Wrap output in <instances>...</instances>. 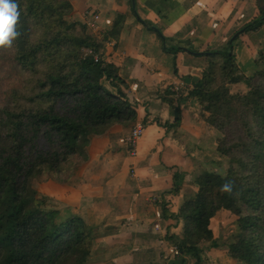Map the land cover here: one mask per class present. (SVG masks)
I'll list each match as a JSON object with an SVG mask.
<instances>
[{"label":"trees","instance_id":"obj_1","mask_svg":"<svg viewBox=\"0 0 264 264\" xmlns=\"http://www.w3.org/2000/svg\"><path fill=\"white\" fill-rule=\"evenodd\" d=\"M242 1L252 3L256 16L232 41L264 26V0ZM16 2L19 35L11 49H0V264H89L97 240L86 220L61 218L56 202L38 197L33 184L71 183L75 168L88 161L93 134L137 120V104L123 93L126 82L112 57L127 16L116 13L110 30L97 34L69 20L72 0ZM199 55L207 67L190 96L219 133L217 151L230 167L226 175L197 177L195 194L171 215L183 222V232L169 241L180 255L202 264L199 247L214 245L219 234L214 219L232 217L236 234L228 258L264 264V59L262 69L245 78L233 43L206 47ZM241 81L249 91L233 93L231 85ZM40 138L49 151L39 149ZM226 181L233 182L231 194L220 190Z\"/></svg>","mask_w":264,"mask_h":264},{"label":"crops","instance_id":"obj_2","mask_svg":"<svg viewBox=\"0 0 264 264\" xmlns=\"http://www.w3.org/2000/svg\"><path fill=\"white\" fill-rule=\"evenodd\" d=\"M72 3L69 20L86 23L98 13L101 33L110 30L116 13L127 16L112 57L126 82L123 93L137 104L138 117L90 137L88 161L75 168L73 186L78 188H71L74 213L69 208L68 215L84 213L89 218L97 240L89 264H181L193 256L180 255L169 241L181 235L184 227L171 215H177L181 203L195 194L200 174L225 175L227 170L225 158L217 152L220 135L203 120L199 100L190 96L207 67L206 58L199 54L206 47H227L252 22L255 10L248 2L236 0ZM233 53L245 78L260 70L264 26L233 41ZM231 89L241 94L249 90L244 81ZM136 123L144 124L146 132L137 156L132 157L126 140ZM205 248L207 244L199 247ZM216 250H205L202 264H218Z\"/></svg>","mask_w":264,"mask_h":264},{"label":"rangeland","instance_id":"obj_3","mask_svg":"<svg viewBox=\"0 0 264 264\" xmlns=\"http://www.w3.org/2000/svg\"><path fill=\"white\" fill-rule=\"evenodd\" d=\"M230 1H232V0H230ZM236 1L242 2V0H236ZM248 4L252 5L251 2H248ZM96 15L98 16V20H97L98 24L95 23L94 26L88 25V28L90 30H92L94 33L98 34V33H101V30H102L101 25H100L101 16H100V14H96ZM92 18L93 17L87 18L86 23L91 21ZM262 59H264V58H261L258 61L259 64L261 63L260 70L263 67L262 61H261ZM260 70H258V71H260ZM257 72H255L254 74H256ZM231 91L233 92L232 89H231ZM233 93H235V92H233ZM38 147L40 150H42L44 152L49 151L51 148L49 143L44 138L39 139ZM225 163L227 165V170H226V174H227L229 167H230V162L226 157H225ZM223 170L225 171V168ZM74 177H75V175L71 179V183H63V182H58L55 180H51L49 182H45V183L43 182L42 183V182L35 180L34 184H33L34 188L36 189V191L38 193V197H42V199H44L45 201H52V202L55 201L57 204L56 207L61 208L63 211H65L66 214H64V215L61 211V216H62L61 218L64 217V220H66V218L69 217V215H68V213H69L68 209L69 208H70L71 212L74 213L73 208H72L73 206H71V198H70L71 188H74V189L78 188L77 185L73 186ZM78 211H81V209H79ZM78 215H81L86 220L88 230L91 233V235H93L92 231L89 227L90 225L88 222V219H89L88 216L84 215V213L78 214ZM72 216H74V214ZM233 221H234V219L232 217L226 218V216L217 217L213 221V227L215 228V230L219 234L217 235V239L215 240L214 245L212 243L208 244V248H205L204 251L205 250L208 251L209 249H211V248L213 249L215 247V249H217L216 251H218L219 252L218 254L220 255V260H218L219 261L218 264H228L229 261H233L232 259L228 258L227 254L225 253L228 245L234 241L233 237L236 234V231L233 227ZM199 253L201 254V252H199ZM179 258H180V256H179ZM186 261H187L186 264H195L194 257H191V258L188 257V258H186ZM240 264H242V263H240Z\"/></svg>","mask_w":264,"mask_h":264},{"label":"clouds","instance_id":"obj_4","mask_svg":"<svg viewBox=\"0 0 264 264\" xmlns=\"http://www.w3.org/2000/svg\"><path fill=\"white\" fill-rule=\"evenodd\" d=\"M19 5L16 0H0V49H11L18 37L16 25L19 20ZM221 192L231 194L233 182L226 181L221 185Z\"/></svg>","mask_w":264,"mask_h":264},{"label":"built area","instance_id":"obj_5","mask_svg":"<svg viewBox=\"0 0 264 264\" xmlns=\"http://www.w3.org/2000/svg\"><path fill=\"white\" fill-rule=\"evenodd\" d=\"M98 13H93L92 14V19L91 21H89L88 23H86L87 25H92L94 26L95 23L98 24V16L96 15ZM95 15V16H94ZM99 57H96V61L98 62L99 61ZM180 87L179 85L177 86V88L175 89V92H178L179 91V88ZM146 132V127L144 124L142 123H136L133 127V129L131 130V133L129 135V137L127 138L126 140V145L128 146V148L130 149V155L132 157H136L137 154H138V143L140 141V139L144 136ZM175 250L178 251V249L175 247Z\"/></svg>","mask_w":264,"mask_h":264},{"label":"water","instance_id":"obj_6","mask_svg":"<svg viewBox=\"0 0 264 264\" xmlns=\"http://www.w3.org/2000/svg\"><path fill=\"white\" fill-rule=\"evenodd\" d=\"M263 20H264V18H263ZM231 43H233V41Z\"/></svg>","mask_w":264,"mask_h":264}]
</instances>
